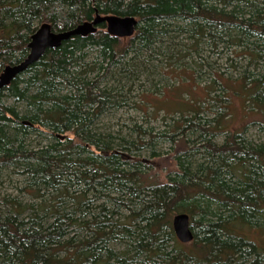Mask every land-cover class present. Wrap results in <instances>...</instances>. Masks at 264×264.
Instances as JSON below:
<instances>
[{
    "label": "trees",
    "instance_id": "1",
    "mask_svg": "<svg viewBox=\"0 0 264 264\" xmlns=\"http://www.w3.org/2000/svg\"><path fill=\"white\" fill-rule=\"evenodd\" d=\"M95 12L135 17L129 42L109 35L102 23L95 33L47 49L0 90V178L22 169V189L34 200L0 198V264H264V243L242 231L264 237V141L245 137V127L225 125L227 136L217 143L222 118L204 119L195 102L176 111L191 109L181 132L134 125V137L115 141L93 127L110 108L126 104L123 86L103 78L127 54L135 58L173 37L170 31L186 32L194 47L207 38L213 50L246 52L260 71L245 70L248 93L237 92L262 110L264 0H0V72L26 57L43 22L65 31ZM43 134L48 144L27 147L30 136ZM158 138L178 146L175 169L160 184L145 179L139 161L113 150L112 142L122 152L145 149L155 157ZM68 200L69 210L62 206ZM180 212L190 218L188 243L173 232Z\"/></svg>",
    "mask_w": 264,
    "mask_h": 264
},
{
    "label": "rangeland",
    "instance_id": "2",
    "mask_svg": "<svg viewBox=\"0 0 264 264\" xmlns=\"http://www.w3.org/2000/svg\"><path fill=\"white\" fill-rule=\"evenodd\" d=\"M172 34H174L173 37L157 42L153 50L143 51L135 58L132 57L133 60L132 54H127L123 57L121 65L112 70V76L108 74L103 78V84L106 82L115 88L123 86L121 93L126 104L120 107L114 106L100 116L93 125L95 130L113 135L115 141L120 135L126 136L132 133L134 137L135 134L131 129L134 125L152 129L153 133L162 132V130L181 132L186 123L182 119L191 114V109L184 108L181 112L176 111L183 106H193L192 103L195 102V107H199L200 116L204 119L222 118L223 130H218L215 137L217 143L221 144L227 136L229 129L225 128V125L231 130L245 127V137L254 143L263 142L264 131L260 128L264 117V106L260 111L253 108L254 105L251 102H245L246 97L237 92L243 89L248 93L249 82H246L245 88L242 87L244 71L257 73L260 67L256 69L254 63L249 64L246 52L241 53L240 47L219 46L213 50L207 38L202 40L198 47H194L193 40L187 38L186 32L170 31L168 33V35ZM130 38H119V40L124 44L128 43ZM93 54L94 50L91 52V55ZM95 74L96 72L91 73L92 76ZM4 101L7 104L13 102L12 99ZM177 126L180 127L177 128ZM67 134L72 136L71 133ZM188 137L195 138V134H190ZM49 138L44 134L32 135L26 144L29 148L40 147L48 144ZM156 143L159 155L155 157L150 156L145 149L122 152L118 150L114 142L112 145L113 150L119 151L125 158L139 161L145 166L143 174L147 181L160 184L165 180L166 174L175 169L174 154L178 146L162 138H158ZM191 144L188 143L187 147ZM17 170L19 173H12L10 169L6 170L0 178V198L7 195H19L24 202L34 201L30 193L22 189L25 185L22 169ZM71 204L68 200L62 206L69 210L73 207ZM96 204H99V201ZM242 231L247 237L258 240L261 244L264 243V237L257 230L243 227ZM76 235L79 237L83 233L79 230L76 231Z\"/></svg>",
    "mask_w": 264,
    "mask_h": 264
},
{
    "label": "water",
    "instance_id": "3",
    "mask_svg": "<svg viewBox=\"0 0 264 264\" xmlns=\"http://www.w3.org/2000/svg\"><path fill=\"white\" fill-rule=\"evenodd\" d=\"M102 23L105 24V31L109 35L118 39L129 38L135 32L137 19L133 16L101 15L95 12L93 19L83 21L74 28L65 31H53L49 23L43 22L30 37L26 57L18 63L6 65L0 72V90L8 86L29 65L38 61L47 49L58 47L62 41L69 39L71 36H86L95 33ZM172 228L180 243H188L193 240L190 218L187 213L175 214L172 218Z\"/></svg>",
    "mask_w": 264,
    "mask_h": 264
},
{
    "label": "bare ground",
    "instance_id": "4",
    "mask_svg": "<svg viewBox=\"0 0 264 264\" xmlns=\"http://www.w3.org/2000/svg\"><path fill=\"white\" fill-rule=\"evenodd\" d=\"M76 36V35H75ZM23 60V59H22Z\"/></svg>",
    "mask_w": 264,
    "mask_h": 264
}]
</instances>
